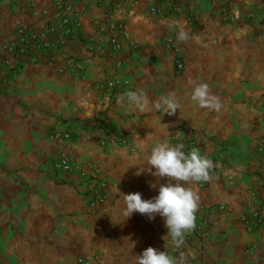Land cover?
Masks as SVG:
<instances>
[{"label": "crops", "instance_id": "crops-1", "mask_svg": "<svg viewBox=\"0 0 264 264\" xmlns=\"http://www.w3.org/2000/svg\"><path fill=\"white\" fill-rule=\"evenodd\" d=\"M172 1L180 11L155 18L154 0H0V264H78L95 256L103 264H136L149 246L176 257L163 218H128L120 194H158L151 185L169 178L137 176V167L147 170L151 148L173 144V135L194 136L216 169L204 188L182 182L198 195V207H211L210 239L201 249L189 246L183 258L264 264V229L249 232L241 220L244 213L264 214V159L256 152L264 137V0ZM190 7L194 24L186 18ZM63 17L73 18L70 26L53 29ZM122 19L141 47L119 69L110 26ZM177 22L186 40H178ZM21 27L35 30L50 48L9 51ZM168 38L181 49L182 72ZM75 61L85 63L87 78L67 70ZM115 76L148 98L147 110L130 103L128 91L113 98L100 90ZM202 82L220 98L219 111L191 100ZM169 95L179 104L171 116L154 106ZM67 128L74 143L50 140ZM101 129L109 139L130 136L135 150L101 146ZM63 153L102 169L109 182L104 206L92 210L87 185L50 167Z\"/></svg>", "mask_w": 264, "mask_h": 264}, {"label": "built area", "instance_id": "built-area-1", "mask_svg": "<svg viewBox=\"0 0 264 264\" xmlns=\"http://www.w3.org/2000/svg\"><path fill=\"white\" fill-rule=\"evenodd\" d=\"M122 6L119 5L118 8ZM150 14L155 18H162L167 13L177 14L180 11V7L176 5L172 0H154L153 5L150 6ZM187 21L189 24H194L195 17L193 15V8H188ZM73 18L63 17L59 22H54L52 27L56 29L59 25L70 26ZM69 29V28H67ZM111 30V51L113 54L118 55L116 60V67L122 69L126 63L127 58L131 57L134 53L140 50L139 43L135 40L130 32V27L127 19H122L117 22H113L110 26ZM70 30L67 31V34ZM50 44L46 42L35 30L28 27H21L18 29V37L15 38L12 45H9L7 49L9 51H18L25 53L31 47L39 49H49ZM167 48L176 53L177 61L176 67L178 72H182L185 68L184 59L181 56V49L175 39L168 38L166 40ZM6 64L10 63V60L5 61ZM66 71L65 68H61L60 71ZM71 73L87 78V67L84 62L75 61L69 66ZM101 91L109 94L113 97L120 92L129 91L131 88L130 82L120 76H115L111 79L102 81L99 84ZM106 129H101L98 134V140L101 146H108L110 144H119L122 147L135 150V146L128 135L115 136L113 139H109L103 132ZM102 136H99V135ZM50 140L58 144H70L76 141L73 129L67 128L63 131H56L50 135ZM173 144L183 143L185 145L184 151H190L193 148L199 149V143L194 136L186 138H179L177 135L172 136ZM118 142V143H117ZM257 154L264 159V137L259 141L257 148ZM50 167L57 172H65L78 176L85 185H87L86 196L89 197V205L92 210L98 209L100 206H104L108 201V188L109 182L104 175L102 169L94 161H77L73 155L69 153H63L60 157L52 159L50 161ZM216 170L215 167L210 170L213 173ZM200 188H204L206 181L196 182ZM223 209V206H220ZM211 207L206 205H200L195 212V226L186 233L185 242L179 249L175 248L176 257L179 258L189 246H197L201 249L204 244L210 239V221L209 216ZM241 220L246 226L249 232H253L259 229H264V214L261 211H254L252 213H244L241 215ZM78 264H103L99 256L94 258H80ZM184 264H194L191 259L184 258Z\"/></svg>", "mask_w": 264, "mask_h": 264}, {"label": "clouds", "instance_id": "clouds-1", "mask_svg": "<svg viewBox=\"0 0 264 264\" xmlns=\"http://www.w3.org/2000/svg\"><path fill=\"white\" fill-rule=\"evenodd\" d=\"M177 38L180 41L188 38V33L182 25H179ZM126 97L140 111L149 107L146 96L136 92L128 91ZM191 100L202 108H212L219 111L222 107L220 98L212 95L207 83L195 84L191 91ZM157 110L163 109L168 115H175L179 110V104L171 95L165 96L161 101L155 103ZM167 127V125H164ZM183 143L170 144L168 141H158L151 148L147 158L149 168L143 170L140 167L136 172L139 176L145 172L151 173L158 178H169L167 183L157 180L152 184L153 189L158 188V194L151 199H144L142 193H120L125 204V214L129 217L133 213L146 215L148 219L154 220L156 216L163 218L167 228L164 238L170 237L172 245L179 249L185 242V236L195 226V212L198 207V195L191 187H186L182 182H201L209 179L210 170L214 164L200 150L193 148L184 151ZM153 169L155 171H153ZM136 264H184L183 255L177 258L166 250H159L149 246L140 255H136Z\"/></svg>", "mask_w": 264, "mask_h": 264}]
</instances>
